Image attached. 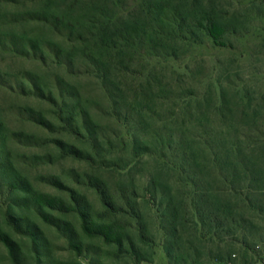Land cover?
<instances>
[{
	"label": "rangeland",
	"instance_id": "374dc122",
	"mask_svg": "<svg viewBox=\"0 0 264 264\" xmlns=\"http://www.w3.org/2000/svg\"><path fill=\"white\" fill-rule=\"evenodd\" d=\"M157 1L178 12L161 26L143 13ZM86 4L119 29L139 21L142 40L96 51ZM56 7L81 40L27 15ZM208 17L219 43L196 25ZM25 186L119 222L123 245L87 236L78 212L38 210ZM195 204L220 209L217 239ZM0 235V264H264V0H0Z\"/></svg>",
	"mask_w": 264,
	"mask_h": 264
},
{
	"label": "trees",
	"instance_id": "16d2710c",
	"mask_svg": "<svg viewBox=\"0 0 264 264\" xmlns=\"http://www.w3.org/2000/svg\"><path fill=\"white\" fill-rule=\"evenodd\" d=\"M112 2V0H109ZM172 3L167 4L166 2H153L152 4H149L147 11H143V13L147 14V18L150 16H156V20H154L158 26L162 25L161 17L165 14L166 11H168V8L170 10V13H178L177 9L175 7L172 9ZM55 7V6H54ZM29 16V19L37 20V21H44L46 23L51 24V27H54V29H59L60 31H69L71 33L70 35L77 33L76 39L81 40L83 37L82 34L76 32V26L73 25L72 21L70 20V17L65 14V12L57 10L56 9L52 11H41V12H31L27 13ZM83 17L85 19L84 26L85 28H88L91 33V38L87 39V42H90L89 44L92 47L95 48L96 51L98 50H104L109 52L112 49H115L117 45V40L119 37H123L126 42H128L130 39H133L135 41L142 40V30H141V24L140 22L136 20L127 21L126 24L119 29L118 21L114 20V17L111 14L102 13V10L97 5L93 4H86V7H84V15ZM151 17V18H152ZM154 18V17H153ZM150 19V18H149ZM147 23V25L155 26V23L153 24ZM186 21V19H180L177 20V17L173 18V23L175 25L174 30L171 33H175L179 30V28L182 29L183 22ZM196 25L198 27L203 28L209 36H211L214 40V42H220L221 39L224 37L226 33V28L220 24L218 21H216L214 18H202L199 19L196 22ZM159 35V33H158ZM171 37V36H169ZM86 42V43H87ZM222 43V42H221ZM33 45V44H32ZM224 45V44H222ZM34 49V46H33ZM68 152L72 155H76L77 151L73 147H68ZM54 185L62 188L64 187L60 182L54 180ZM191 184H193L192 181H190ZM23 185H26L23 183ZM17 187V185L15 186ZM26 191L29 192V188L25 186ZM195 190L194 193L197 192V185L194 184ZM152 188L154 192L158 193L159 186L158 184H153ZM234 191V189H231ZM31 194V197L29 199V202L35 206L38 210H42L45 208H50L53 210H58L63 213H71V212H78L80 218H81V227L83 232L89 236V237H99L103 238L107 243L109 244H115L119 247H121L124 243L125 239V227L120 224L119 222H106V223H100L95 220L90 219L79 207L80 202L77 200V208L73 206H67L64 202L47 195H44L42 193L38 192H32L30 190L29 192ZM195 198V195H194ZM246 200L249 202V199L246 198ZM109 203V202H108ZM110 205V206H109ZM110 209L112 211H117L112 204H108ZM176 210V211H175ZM220 209H217L216 211L209 212L207 209L200 208V206L197 204L191 206V212L194 217V224L197 228V231L199 234H201V238L203 239H217V232L215 230L223 225V222L220 221V215L218 212ZM210 213V214H209ZM173 218L174 220L179 214L178 209L172 210ZM45 221H50V219L47 216H44ZM172 225H175V222H172ZM27 231V229H26ZM173 232H177L175 227L173 226ZM28 233L32 239V241L36 242V233L32 228L28 230ZM175 235V234H174ZM0 239H2L4 242L7 243V245L10 247L11 252H13L12 245L9 243V240L7 237L1 236ZM74 248L78 249L77 246L72 245ZM173 249V246L171 247ZM254 253H260V251H257L255 248ZM171 250L169 249L168 254L170 255ZM39 261V260H38ZM196 264L200 262H195Z\"/></svg>",
	"mask_w": 264,
	"mask_h": 264
},
{
	"label": "built area",
	"instance_id": "2783aa9c",
	"mask_svg": "<svg viewBox=\"0 0 264 264\" xmlns=\"http://www.w3.org/2000/svg\"><path fill=\"white\" fill-rule=\"evenodd\" d=\"M255 249H256L257 251H260L261 247H260L259 245H257V246L255 247ZM232 258H233V259H237V258H238V255H237V254H233V255H232Z\"/></svg>",
	"mask_w": 264,
	"mask_h": 264
}]
</instances>
